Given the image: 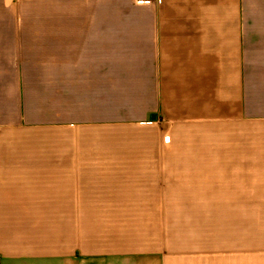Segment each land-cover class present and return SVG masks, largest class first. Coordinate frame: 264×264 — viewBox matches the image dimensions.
Segmentation results:
<instances>
[{"label":"crops","instance_id":"0c3cea01","mask_svg":"<svg viewBox=\"0 0 264 264\" xmlns=\"http://www.w3.org/2000/svg\"><path fill=\"white\" fill-rule=\"evenodd\" d=\"M259 234L264 0H0V264H264Z\"/></svg>","mask_w":264,"mask_h":264},{"label":"rangeland","instance_id":"374dc122","mask_svg":"<svg viewBox=\"0 0 264 264\" xmlns=\"http://www.w3.org/2000/svg\"><path fill=\"white\" fill-rule=\"evenodd\" d=\"M195 128V127H194ZM146 132L151 133L152 132V127L146 126ZM192 129V127H191ZM199 129V130H198ZM205 131H202L201 128H195L193 130L194 135L198 134V137H179L177 138V143L176 144H187V141L189 144L193 145H215L216 144V127H205L203 128ZM201 131V132H200ZM189 133V130L187 131ZM185 133V132H183ZM152 134H149L146 138H144L145 144H154L156 141L155 138L151 136ZM137 138H132L129 139L128 144H137ZM113 144H124V138H114L113 139ZM168 144V143H167ZM262 237L264 238V234H259L258 238ZM261 245H264V242H261Z\"/></svg>","mask_w":264,"mask_h":264},{"label":"built area","instance_id":"2783aa9c","mask_svg":"<svg viewBox=\"0 0 264 264\" xmlns=\"http://www.w3.org/2000/svg\"><path fill=\"white\" fill-rule=\"evenodd\" d=\"M150 0H138L140 3H148Z\"/></svg>","mask_w":264,"mask_h":264}]
</instances>
